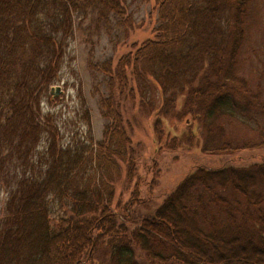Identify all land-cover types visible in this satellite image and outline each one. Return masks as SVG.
Returning a JSON list of instances; mask_svg holds the SVG:
<instances>
[{"label": "trees", "instance_id": "obj_1", "mask_svg": "<svg viewBox=\"0 0 264 264\" xmlns=\"http://www.w3.org/2000/svg\"><path fill=\"white\" fill-rule=\"evenodd\" d=\"M151 2V36L94 64L100 138L63 140L42 104L74 20L123 16L125 0H0V264H264V154L156 190L163 151L264 147V85L238 67L250 0Z\"/></svg>", "mask_w": 264, "mask_h": 264}, {"label": "rangeland", "instance_id": "obj_2", "mask_svg": "<svg viewBox=\"0 0 264 264\" xmlns=\"http://www.w3.org/2000/svg\"><path fill=\"white\" fill-rule=\"evenodd\" d=\"M156 22L151 0H125L123 16L110 15L106 20H98L95 12L90 10L84 17L74 20L73 35L58 80L52 85L58 87V93L51 92V102L42 104L43 110L49 109L56 119L63 140L75 132L85 135L88 129L95 140L100 138L106 120L100 114L99 99L106 95L107 86L106 76L94 64L108 59L114 62L131 43H139L151 36V28ZM244 35L238 57L239 73L252 86L258 82L264 85V0H250L244 19ZM82 106L88 109L90 125L82 118ZM257 118L263 122L264 113H258ZM244 129L240 125L230 127V131L240 135L246 134ZM136 133L143 136L142 128ZM259 152L264 154V147L242 150L230 156L207 155L185 147L163 151L156 190L161 191L160 195L168 193L195 165L215 166L219 162H228L229 158L238 160L237 156L250 162ZM150 157L148 153L145 158Z\"/></svg>", "mask_w": 264, "mask_h": 264}, {"label": "water", "instance_id": "obj_3", "mask_svg": "<svg viewBox=\"0 0 264 264\" xmlns=\"http://www.w3.org/2000/svg\"><path fill=\"white\" fill-rule=\"evenodd\" d=\"M50 92H52L53 94H57V93H58V87H57V86L52 87V88L50 89Z\"/></svg>", "mask_w": 264, "mask_h": 264}]
</instances>
